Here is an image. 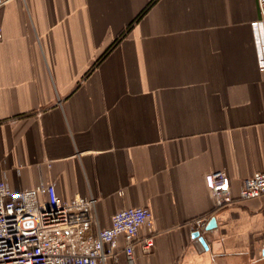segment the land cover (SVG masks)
<instances>
[{
    "label": "crops",
    "instance_id": "1",
    "mask_svg": "<svg viewBox=\"0 0 264 264\" xmlns=\"http://www.w3.org/2000/svg\"><path fill=\"white\" fill-rule=\"evenodd\" d=\"M152 1L0 0V179L95 197L101 228L148 206L136 264H264V195L240 197L264 171L257 0H155L133 22Z\"/></svg>",
    "mask_w": 264,
    "mask_h": 264
},
{
    "label": "built area",
    "instance_id": "2",
    "mask_svg": "<svg viewBox=\"0 0 264 264\" xmlns=\"http://www.w3.org/2000/svg\"><path fill=\"white\" fill-rule=\"evenodd\" d=\"M257 3L260 16L251 30L264 71V0ZM262 195L264 171H258L243 180L240 197ZM96 202L81 195L64 199L54 183L14 191L6 178L0 179V264H107L118 251L127 264H136L137 251L154 252V237L140 234L143 225H151L148 206L123 208L111 216L110 226L101 228L95 226Z\"/></svg>",
    "mask_w": 264,
    "mask_h": 264
},
{
    "label": "water",
    "instance_id": "3",
    "mask_svg": "<svg viewBox=\"0 0 264 264\" xmlns=\"http://www.w3.org/2000/svg\"><path fill=\"white\" fill-rule=\"evenodd\" d=\"M215 224H216V223H215V221H214V219H213V220L208 224V226H207L208 229L214 227ZM193 237H194V238H197L198 241H199L204 247H206V248L208 247L205 238H204L202 235H200V232H198V231L194 232V233H193Z\"/></svg>",
    "mask_w": 264,
    "mask_h": 264
},
{
    "label": "trees",
    "instance_id": "4",
    "mask_svg": "<svg viewBox=\"0 0 264 264\" xmlns=\"http://www.w3.org/2000/svg\"><path fill=\"white\" fill-rule=\"evenodd\" d=\"M154 1H155V0H153V1L148 5V7H146V9H144V10L142 11V13H140V14L138 15V17H136V19H134L133 22L137 21V20H138L143 14H145L146 11L148 10V8L153 4ZM133 22L128 26L127 30H129V29L131 28V26L133 25Z\"/></svg>",
    "mask_w": 264,
    "mask_h": 264
}]
</instances>
